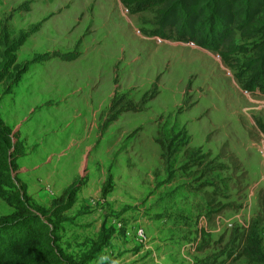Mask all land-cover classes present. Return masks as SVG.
<instances>
[{
    "label": "rangeland",
    "instance_id": "obj_1",
    "mask_svg": "<svg viewBox=\"0 0 264 264\" xmlns=\"http://www.w3.org/2000/svg\"><path fill=\"white\" fill-rule=\"evenodd\" d=\"M168 4L0 0L11 39L40 24L18 63L74 57L31 65L10 94L0 85L28 207L84 181L48 220L72 264H264V1L225 24ZM116 179L133 188L122 202ZM16 214L0 197V218Z\"/></svg>",
    "mask_w": 264,
    "mask_h": 264
},
{
    "label": "trees",
    "instance_id": "obj_2",
    "mask_svg": "<svg viewBox=\"0 0 264 264\" xmlns=\"http://www.w3.org/2000/svg\"><path fill=\"white\" fill-rule=\"evenodd\" d=\"M168 8L171 6L181 11L184 16L194 20L204 13L209 14L214 21L230 23V19H248L249 10L253 4L264 0H166ZM40 29V24L21 32L15 38H10L7 29L0 32V85L5 94H10L22 76L27 73L33 64L49 61L56 57L63 60H72V56L59 54H43L31 60L17 62L16 53L26 40ZM264 65V55L260 60ZM24 156L23 142L11 127L0 118V186L15 191L13 198L0 188V197L9 205L16 208L15 217L0 218V264H72L57 248L53 236V227L48 222L50 218L58 219L70 210L77 192L84 181L72 182L52 200L47 211L33 212L26 204L25 186L17 188L14 173L18 172L17 160ZM111 188V177H108L101 190L102 195L108 194ZM58 222V221H57ZM56 222V223H57Z\"/></svg>",
    "mask_w": 264,
    "mask_h": 264
},
{
    "label": "crops",
    "instance_id": "obj_3",
    "mask_svg": "<svg viewBox=\"0 0 264 264\" xmlns=\"http://www.w3.org/2000/svg\"><path fill=\"white\" fill-rule=\"evenodd\" d=\"M132 190H133V188H132V185L130 182L127 181L126 183H124V182L119 183L118 179H116V180H114V185H113L112 190H111V195L113 197H116L120 202H122L123 199L129 198V195L132 192ZM119 225H120V222H118L116 227ZM144 252H146V245L144 246V248L140 249V253H144Z\"/></svg>",
    "mask_w": 264,
    "mask_h": 264
},
{
    "label": "built area",
    "instance_id": "obj_4",
    "mask_svg": "<svg viewBox=\"0 0 264 264\" xmlns=\"http://www.w3.org/2000/svg\"><path fill=\"white\" fill-rule=\"evenodd\" d=\"M246 92H247V91H246ZM261 154H262V156H263V164H264V152L262 151ZM137 234H138V236H139L140 238H144V232H143V230H142L141 228L138 229Z\"/></svg>",
    "mask_w": 264,
    "mask_h": 264
}]
</instances>
